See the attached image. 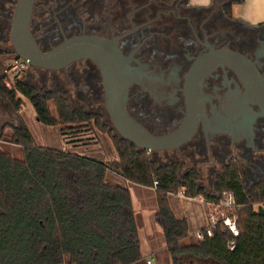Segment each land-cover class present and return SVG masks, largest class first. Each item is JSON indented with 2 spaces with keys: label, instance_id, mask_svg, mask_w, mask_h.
<instances>
[{
  "label": "trees",
  "instance_id": "obj_1",
  "mask_svg": "<svg viewBox=\"0 0 264 264\" xmlns=\"http://www.w3.org/2000/svg\"><path fill=\"white\" fill-rule=\"evenodd\" d=\"M234 2L222 7L227 20ZM0 94L14 107L21 102L17 94L25 97L39 123L59 126L68 137L89 129L111 133L117 154L116 159L103 161L36 145L23 123L12 126L8 140L20 146L22 158L0 149V264H141L130 191L108 182V172L153 189L154 220L172 264H181L186 255L218 264H264V178L248 183L241 177V166L231 162L214 174L206 189L196 169L189 167L181 173L180 160L171 157L159 163L154 152L119 136L105 109L102 113L79 104L71 106L59 91L37 89L21 78H13L7 86L0 77ZM48 102L56 115L50 114ZM224 191H231L234 201L242 205L236 211L234 247L228 246L232 236L224 227H216L210 237L182 245L180 241L189 235L188 224L174 214L169 195L182 192L216 202Z\"/></svg>",
  "mask_w": 264,
  "mask_h": 264
},
{
  "label": "flooded vegetation",
  "instance_id": "obj_2",
  "mask_svg": "<svg viewBox=\"0 0 264 264\" xmlns=\"http://www.w3.org/2000/svg\"><path fill=\"white\" fill-rule=\"evenodd\" d=\"M35 0L31 32L46 50L76 33L120 37L117 45L135 72L128 89V112L154 134L183 121L187 74L194 62L212 51H236L254 63L264 81V30L234 26L218 10L188 7L185 0ZM16 0H0V60L16 57L10 25ZM84 62L91 87L101 75ZM202 113L192 137L180 146L154 152L192 163L199 173H218L236 162L247 173H264V109L252 102L239 76L216 65L199 82ZM96 89V90H97ZM95 90V91H96ZM102 94V96H101ZM219 165V167H218Z\"/></svg>",
  "mask_w": 264,
  "mask_h": 264
},
{
  "label": "water",
  "instance_id": "obj_3",
  "mask_svg": "<svg viewBox=\"0 0 264 264\" xmlns=\"http://www.w3.org/2000/svg\"><path fill=\"white\" fill-rule=\"evenodd\" d=\"M35 0H16L10 25V39L17 57L32 67L58 71L71 63L91 60L101 75L104 109L115 131L137 148L157 152L169 150L188 141L198 121L204 120L203 94L199 82L216 65H227L239 76L253 103L264 109V81L254 63L244 55L228 49L212 51L198 58L188 74L187 111L175 129L154 134L138 122L127 110L128 89L135 72L117 45L118 39L96 34L79 33L64 36L58 43L43 50L30 28Z\"/></svg>",
  "mask_w": 264,
  "mask_h": 264
},
{
  "label": "rangeland",
  "instance_id": "obj_4",
  "mask_svg": "<svg viewBox=\"0 0 264 264\" xmlns=\"http://www.w3.org/2000/svg\"><path fill=\"white\" fill-rule=\"evenodd\" d=\"M60 40L57 38V42ZM6 62L7 60H0V77H3V79L6 77V74L3 75V69L7 64ZM87 72V65L84 62L73 64L70 67L67 66L58 71H46L30 66L21 79L37 89H55L59 91L63 96L67 97L71 106L79 104L89 110L100 109L99 111L104 113L103 99L99 97L100 91L97 89V83H92L95 87H91ZM7 77L9 80L10 75ZM10 83L11 81H9V85ZM17 97L21 99V102L17 107H14V104L12 102L10 103L8 98L0 94V149L8 152L14 158H22L21 148L19 145L11 143L8 139L12 126H17L20 123H23L29 129L36 145L57 147L64 151L84 154L103 161L117 158L110 138L111 133L94 129L91 131L89 129L84 132L81 131L72 137H68L67 135L69 133L62 134L59 126H45L39 123L29 101L20 94H17ZM47 106L50 114L53 116L56 115L52 102H48ZM152 155L159 163H164L171 158L164 153ZM192 166V163L187 162L181 164V173ZM200 177L201 185L209 189L211 187L210 181L213 180L214 174L203 170L200 173ZM241 177L249 183L261 177L264 178V173H247L241 168ZM107 179L111 184L126 187L130 191L133 208L138 221V233L143 256L141 264H146L145 260L147 255H152L153 260L151 264H172L164 248L161 230L154 220L156 199L153 189L124 180L112 172L107 173ZM168 198L171 208L173 207L176 212L175 215L178 218H185L187 224L188 221L191 223L188 226L189 235L181 240L180 243L186 245L191 240H196L195 227L202 220L204 223L207 222L205 204L199 197L196 200H191L186 198L185 195L171 194ZM262 208L264 210V202H262ZM181 264L218 263L210 258H194L186 255L183 257Z\"/></svg>",
  "mask_w": 264,
  "mask_h": 264
},
{
  "label": "built area",
  "instance_id": "obj_5",
  "mask_svg": "<svg viewBox=\"0 0 264 264\" xmlns=\"http://www.w3.org/2000/svg\"><path fill=\"white\" fill-rule=\"evenodd\" d=\"M29 67V62L23 58L16 56L10 59L3 69V75L6 74L4 79L5 84L8 86L9 81L13 78H21ZM8 75H10L9 80L7 77ZM154 185H156V182H154ZM179 194L184 195L182 192ZM201 200L206 207L207 222L202 229L195 233L196 240H201L205 236H212L216 227H224L231 233L232 238L228 241V246L233 248L235 237L238 235L236 211L241 208L242 205L234 201L233 193L231 191L222 192L219 200L216 202ZM152 260L153 258H147L146 263L151 264Z\"/></svg>",
  "mask_w": 264,
  "mask_h": 264
},
{
  "label": "crops",
  "instance_id": "obj_6",
  "mask_svg": "<svg viewBox=\"0 0 264 264\" xmlns=\"http://www.w3.org/2000/svg\"><path fill=\"white\" fill-rule=\"evenodd\" d=\"M188 7L196 10H201L203 13L209 12V10H218L223 18L222 7L225 3L231 0H185ZM234 26H242L249 29H254L258 32V29L264 30V0H235L231 5V18L228 19ZM182 196L181 194H179ZM191 200H196L197 197H188ZM183 198V197H180ZM174 214V208L172 207ZM191 223L188 221V226ZM206 223L202 220L195 227V231L202 229ZM147 258H152V255H147Z\"/></svg>",
  "mask_w": 264,
  "mask_h": 264
}]
</instances>
